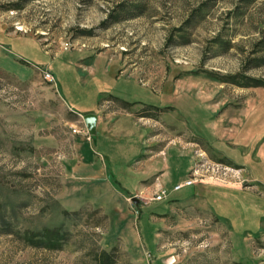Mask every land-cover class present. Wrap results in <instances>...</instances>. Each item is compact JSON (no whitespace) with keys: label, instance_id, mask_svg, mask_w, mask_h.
<instances>
[{"label":"rangeland","instance_id":"rangeland-1","mask_svg":"<svg viewBox=\"0 0 264 264\" xmlns=\"http://www.w3.org/2000/svg\"><path fill=\"white\" fill-rule=\"evenodd\" d=\"M145 249L264 264V0H0V264Z\"/></svg>","mask_w":264,"mask_h":264},{"label":"crops","instance_id":"crops-1","mask_svg":"<svg viewBox=\"0 0 264 264\" xmlns=\"http://www.w3.org/2000/svg\"><path fill=\"white\" fill-rule=\"evenodd\" d=\"M190 160H192V159H190ZM192 163V165L194 164L193 162L194 161H191ZM191 171V170H190ZM187 181H188V179H186ZM186 181V182H187ZM196 185H198V184H201V185H205V186H212V187H215V188H221V186L222 187H229V188H238V187H232V186H227V185H220V184H216V183H209V182H207V183H195ZM157 185H159L158 183H155V186H157ZM151 186H154L153 184L151 185ZM159 186H161V185H159ZM175 186H177V185H175ZM174 186V187H175ZM199 186V185H198ZM202 203V202H201ZM184 216H180V218H179V220L180 219H182ZM180 226V224H178V221L177 222H174L173 224H169V227H168V229H170V231H172L173 232V234H170V235H167L166 233H165V235L163 234V236L162 237H169V239H171L172 241H176V234L178 233V232H176V231H178V227ZM174 232H176V233H174ZM175 239V240H174ZM141 240V239H140ZM168 241V240H167ZM166 241V242H167ZM172 241H170L169 240V242H168V244L167 243H165V245H162L161 244V240H160V242H159V244L157 245V250L158 251H160V253L161 254H167L165 257H167L168 255H170V253L175 249L172 245H171V242ZM172 244H173V242H172ZM144 247V246H143ZM145 248V247H144ZM145 255H146V257H147V261L148 262H150V264H154V260H153V257H152V255H150V253L149 252H147L146 251V249H145ZM164 257V258H165ZM164 258H162V264H164V262H163V259Z\"/></svg>","mask_w":264,"mask_h":264},{"label":"trees","instance_id":"trees-1","mask_svg":"<svg viewBox=\"0 0 264 264\" xmlns=\"http://www.w3.org/2000/svg\"><path fill=\"white\" fill-rule=\"evenodd\" d=\"M42 236L43 237H41V235L38 236L39 237L38 241L34 242L35 244H37V246H46L47 248H54L59 244V241L56 239H49L50 237L44 235ZM44 238L47 239L46 242L42 240Z\"/></svg>","mask_w":264,"mask_h":264},{"label":"built area","instance_id":"built-area-1","mask_svg":"<svg viewBox=\"0 0 264 264\" xmlns=\"http://www.w3.org/2000/svg\"><path fill=\"white\" fill-rule=\"evenodd\" d=\"M44 77L47 79V80H52V75L49 71H45L44 72ZM179 187H175V189H178ZM167 195L166 191L164 189H161L159 190V192L155 195L154 199L156 201H161L163 198H165Z\"/></svg>","mask_w":264,"mask_h":264},{"label":"water","instance_id":"water-1","mask_svg":"<svg viewBox=\"0 0 264 264\" xmlns=\"http://www.w3.org/2000/svg\"><path fill=\"white\" fill-rule=\"evenodd\" d=\"M84 120H85V122H86V124H87L89 130L91 131V129H92L93 125H94V117L91 116V115H86V116H84ZM132 201H133V203H135V204L138 203V200L135 199V198H133Z\"/></svg>","mask_w":264,"mask_h":264},{"label":"bare ground","instance_id":"bare-ground-1","mask_svg":"<svg viewBox=\"0 0 264 264\" xmlns=\"http://www.w3.org/2000/svg\"><path fill=\"white\" fill-rule=\"evenodd\" d=\"M171 261H172V260H171ZM171 261H170V262H171Z\"/></svg>","mask_w":264,"mask_h":264}]
</instances>
